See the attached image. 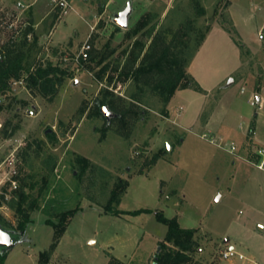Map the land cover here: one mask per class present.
Here are the masks:
<instances>
[{
  "label": "rangeland",
  "instance_id": "obj_1",
  "mask_svg": "<svg viewBox=\"0 0 264 264\" xmlns=\"http://www.w3.org/2000/svg\"><path fill=\"white\" fill-rule=\"evenodd\" d=\"M23 1L13 49L22 47L25 71L0 96V216L16 242L0 247L4 264H39L55 233L47 221L78 206L46 264H155L158 251L176 249L160 210L195 229L181 264L263 263L264 0ZM128 3L123 28L114 19ZM161 33L192 80L168 100L126 76ZM86 41L92 59H78ZM48 62L71 73L53 101L24 80ZM106 98L110 116L99 108ZM116 193L118 208L154 212L107 214Z\"/></svg>",
  "mask_w": 264,
  "mask_h": 264
},
{
  "label": "trees",
  "instance_id": "obj_2",
  "mask_svg": "<svg viewBox=\"0 0 264 264\" xmlns=\"http://www.w3.org/2000/svg\"><path fill=\"white\" fill-rule=\"evenodd\" d=\"M175 41L176 40L173 39V42H168L167 36L161 33L155 38L149 50L144 54L140 66L133 67L130 70V73H127L126 76L128 77L129 74L134 75L138 81H142L143 84L152 88V90L163 97L164 100H168L179 86L182 84L188 85L192 82L191 79H188L189 76H187L183 69V51L182 49L176 50L177 44ZM23 56L24 52L20 46L16 49H12L5 60H0V96L11 89L12 83L15 80L22 78L23 72L25 71ZM89 59H92V57ZM70 76L71 73L68 72L66 68L48 62L47 64L40 63L33 69L28 70L27 76L24 80L30 90L37 91L48 101H53L59 92V88ZM104 105L110 106V109L117 111L112 100L109 101L107 98L102 99L99 106L100 110L102 107H105ZM17 129L18 126H15L11 131H4L5 136H12ZM157 159L158 157H154L152 163H155ZM32 187L33 186H31V188ZM127 188L128 183L123 186L121 194L124 193ZM121 194H113L110 198L109 203L105 206V212L107 214L115 216H137L142 213L154 212V210L149 208H139L136 210H123L118 208V204H120L122 200ZM24 197L25 196H23V198ZM113 202H115L117 206L112 205ZM79 210L80 207L78 206L62 213L58 223L49 220L47 221L48 224L52 225L55 233L49 249L40 253L39 264H46L50 254L54 252L58 246L73 216ZM155 215L158 221L168 227L166 234L167 241L176 246V249L166 247L167 249L163 248L161 251H158L155 257V264H181L191 260V255H189L188 252H191L196 245V240L194 239L195 229L180 226L176 217L168 218L161 210L155 211ZM1 219L2 217L0 216V226L4 229ZM31 221L29 213H24L23 219L19 221L17 229L24 232ZM8 254V251L0 253V264L5 263ZM118 263L122 264L120 259L111 256L108 264Z\"/></svg>",
  "mask_w": 264,
  "mask_h": 264
},
{
  "label": "built area",
  "instance_id": "obj_3",
  "mask_svg": "<svg viewBox=\"0 0 264 264\" xmlns=\"http://www.w3.org/2000/svg\"><path fill=\"white\" fill-rule=\"evenodd\" d=\"M62 6H66L65 0L61 1ZM28 3L23 0L13 2L12 0H0V60H5L9 52L18 43V35L24 30V16L28 8ZM92 51V44L86 41L82 46L78 59L88 60ZM30 115H35L34 110L29 111ZM1 127V125H0ZM2 162V161H1ZM0 162V164H1ZM264 167V160L261 168ZM14 186H16V183ZM237 255L234 247L224 253L225 258H229ZM239 257L244 258L243 254H239Z\"/></svg>",
  "mask_w": 264,
  "mask_h": 264
},
{
  "label": "water",
  "instance_id": "obj_4",
  "mask_svg": "<svg viewBox=\"0 0 264 264\" xmlns=\"http://www.w3.org/2000/svg\"><path fill=\"white\" fill-rule=\"evenodd\" d=\"M131 13L132 6L131 3H128L127 7L116 15L114 19L115 23L120 27L127 28L129 24V16L131 15ZM102 111L108 116L112 115V113L106 107H102ZM15 243L16 242L13 240V237L0 226V247H13ZM158 250H160V247L158 248Z\"/></svg>",
  "mask_w": 264,
  "mask_h": 264
},
{
  "label": "crops",
  "instance_id": "obj_5",
  "mask_svg": "<svg viewBox=\"0 0 264 264\" xmlns=\"http://www.w3.org/2000/svg\"><path fill=\"white\" fill-rule=\"evenodd\" d=\"M67 228H68V227H67ZM66 231H67V229H66ZM66 231H65V233H66ZM65 233H64V234H65ZM64 234H63V235H64ZM260 264H264V262H263V263H260Z\"/></svg>",
  "mask_w": 264,
  "mask_h": 264
}]
</instances>
